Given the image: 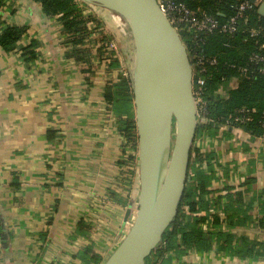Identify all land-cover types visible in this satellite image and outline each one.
Segmentation results:
<instances>
[{"label": "crops", "instance_id": "0c3cea01", "mask_svg": "<svg viewBox=\"0 0 264 264\" xmlns=\"http://www.w3.org/2000/svg\"><path fill=\"white\" fill-rule=\"evenodd\" d=\"M86 14L101 24L88 21V55L78 61L59 17L39 3L7 0L0 9V33L27 27L17 49L0 47V264H103L135 220L138 147L105 99L127 68L118 39L128 29L98 6ZM104 34L117 45L121 70L109 68L110 55L98 57ZM33 41L37 57L26 61L19 49ZM216 129L201 130L194 147L213 155L204 168L213 171L207 206L197 215H211L201 227L219 248L187 249L178 236L169 264H264L241 256L264 245V138Z\"/></svg>", "mask_w": 264, "mask_h": 264}, {"label": "water", "instance_id": "95a60500", "mask_svg": "<svg viewBox=\"0 0 264 264\" xmlns=\"http://www.w3.org/2000/svg\"><path fill=\"white\" fill-rule=\"evenodd\" d=\"M79 1L119 15L130 34L123 40L138 136V205L130 231L103 264H146L176 218L189 179L200 126L191 61L158 0ZM249 1L264 18V3Z\"/></svg>", "mask_w": 264, "mask_h": 264}, {"label": "trees", "instance_id": "16d2710c", "mask_svg": "<svg viewBox=\"0 0 264 264\" xmlns=\"http://www.w3.org/2000/svg\"><path fill=\"white\" fill-rule=\"evenodd\" d=\"M7 0H0V9ZM41 5L46 16H58L62 22L64 33L70 36L69 42L73 46L72 56L76 60H86L87 49L85 40L91 32L88 29V21H95L97 26L100 20L93 15H87L89 5L79 0H33ZM243 0H183L192 10L204 12L225 21L234 14V5ZM249 22L240 24L239 31L234 36L214 34L206 38L202 47V53L209 58H215L217 64L208 66L206 80L203 87V99L206 103L205 117L211 122L218 123L223 127L224 122L236 111L243 107L255 109L253 122L245 124L240 128L247 134L259 137L263 130L259 124V118L264 111V73L258 69L262 64L254 65L249 62L253 52L264 44V18L259 14L258 8L248 13ZM255 28L260 30L259 34L251 37L247 30ZM27 32L25 26H7L0 33V47L10 52L18 48V44ZM180 37L186 46L190 59L193 56L195 42L188 33L180 32ZM113 38L102 35L99 40L102 45L97 49L98 57L102 60L104 55H110L107 61L112 70H121L122 65L119 56L114 51H107V46ZM37 43L33 41L30 45L22 47V57L26 61H34L37 57ZM109 52V54H107ZM239 67L249 68V72L240 77ZM86 70V69H85ZM236 78L237 82L232 86L227 96L220 93V88L225 81ZM105 99L112 105V109L120 122V129L126 136L127 141L137 150V127L135 121L134 95L131 74L125 69L117 75V80L110 82L105 88ZM226 136L231 134L229 128H223ZM235 129V128H234ZM208 130L214 133L217 129L209 123L202 124L197 130ZM135 157L133 158V160ZM213 160L212 154L202 152L194 147L191 151L189 168V179L186 183L183 198L178 207V214L171 226L163 235L161 243L146 259V264H169L167 255L178 249L177 237L180 236L182 244L187 248H195L198 251H208L213 247L212 236L206 234L201 224L205 223L211 216L203 214L206 205L207 188L213 180V171L207 173L204 168H210ZM192 222L188 221L192 218ZM215 226L220 224V218L212 216ZM231 240L221 241L220 246L230 245ZM224 244V245H223ZM256 252L245 250L242 257L252 256L256 261L264 258V245ZM94 264H100L97 257H94Z\"/></svg>", "mask_w": 264, "mask_h": 264}, {"label": "built area", "instance_id": "2783aa9c", "mask_svg": "<svg viewBox=\"0 0 264 264\" xmlns=\"http://www.w3.org/2000/svg\"><path fill=\"white\" fill-rule=\"evenodd\" d=\"M260 2L264 3V0H260ZM158 3L176 31L179 34L180 32L188 33L192 36L193 41L195 42L193 56L190 59L193 70V94L197 106L198 122L200 125L207 124L209 123V120L205 117L206 103L202 95L203 87L206 80L208 66H215L217 60L203 55L202 47L205 44V40L208 36L214 34L227 35L230 37L234 36L239 31L242 22L244 25L248 24V13L259 8V5L253 4L249 0L240 1L234 5V14L225 21H221L213 15L192 10L183 2V0H158ZM110 15L117 23L118 21H121L122 24H124L123 19L119 15L113 12H110ZM247 32L251 37H254L259 34L260 30L250 28ZM108 49L114 51L116 54L117 45L113 42L108 46ZM249 62L254 65L262 64L258 69V72L264 73V44L260 45L259 49L251 54ZM237 70L240 77L249 72V68L247 67H239ZM228 82L235 83L237 82V79L232 78L230 81H225L224 84ZM224 84L220 88V93L222 95L226 93L225 89H223ZM230 89L231 88L229 87L228 92ZM255 112V109L248 107L240 108L234 115L227 118L223 127H221L229 129L240 128L245 124L253 122V114ZM259 124L263 130V134L259 137L264 138V111L259 118ZM217 248H219V244L214 242L213 249Z\"/></svg>", "mask_w": 264, "mask_h": 264}, {"label": "rangeland", "instance_id": "374dc122", "mask_svg": "<svg viewBox=\"0 0 264 264\" xmlns=\"http://www.w3.org/2000/svg\"><path fill=\"white\" fill-rule=\"evenodd\" d=\"M116 25H118L120 27V26H122L124 24H122L121 21H118V23ZM124 37H126V38L130 37V34H129V32L127 30H126L125 34L122 36V38L118 39V41L120 42V45L122 43V52H120V49H119V52L122 54V57L125 59V65L127 66V68L125 67V69L128 71L130 63H129V58H128V55H127V51L125 50V44H124L125 38ZM234 84L235 83L228 82V83L224 84L223 89H229V87L232 88V86ZM137 147H138V142H137Z\"/></svg>", "mask_w": 264, "mask_h": 264}]
</instances>
